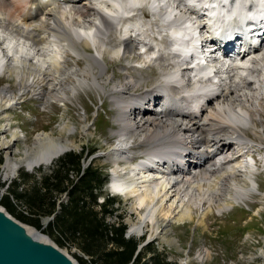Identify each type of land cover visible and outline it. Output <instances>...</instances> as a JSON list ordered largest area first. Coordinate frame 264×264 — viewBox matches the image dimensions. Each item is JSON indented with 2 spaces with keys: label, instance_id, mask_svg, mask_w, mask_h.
<instances>
[{
  "label": "bare ground",
  "instance_id": "1",
  "mask_svg": "<svg viewBox=\"0 0 264 264\" xmlns=\"http://www.w3.org/2000/svg\"><path fill=\"white\" fill-rule=\"evenodd\" d=\"M149 14L152 21L145 22ZM263 33L264 0H0V73L19 88L16 94L12 85L0 87L8 175L49 166L77 147L63 137L71 130L62 126L58 137L38 134L14 157L25 138L13 129L8 110L36 82L44 105L68 103L80 85L103 92L112 85L119 128L107 153L114 164L111 188L146 210L131 232L152 231L156 239L195 210L203 219L246 204L259 193L251 149L264 145ZM250 41L262 45L253 50ZM105 57L125 61V70L136 67L132 60L157 67L160 77L139 92L148 80L115 81ZM135 155L147 160L133 165ZM0 212L8 213L2 206ZM41 241L56 247L51 239Z\"/></svg>",
  "mask_w": 264,
  "mask_h": 264
},
{
  "label": "rangeland",
  "instance_id": "2",
  "mask_svg": "<svg viewBox=\"0 0 264 264\" xmlns=\"http://www.w3.org/2000/svg\"><path fill=\"white\" fill-rule=\"evenodd\" d=\"M149 15L145 22L152 21L151 14ZM116 37L115 34H112L111 44L116 45L118 43ZM75 60L78 61L79 59ZM78 62L83 66V60ZM105 62L108 65V74L113 76L117 82H124L125 77L132 78L139 77V75L146 78L148 83H143L139 92L144 88L146 89V85L151 88L160 77V71L157 67L144 69L140 63L133 60L131 65L136 67L134 69L128 68L129 71L125 70L128 67L125 61L111 62L108 57H105ZM69 64L72 65L73 62L69 61ZM36 83V86L32 88L33 91L30 90L22 97V111L20 112L18 108L10 111L12 121L21 124V128L27 137L24 141L20 140L17 143L16 147L19 151L14 157L23 156L25 151L34 145L38 134L46 132L58 137L60 135L59 129L66 126V131L71 130V134L64 133L62 134L63 137L69 136L70 140L77 146L70 152L80 153L85 150L87 153L85 167L93 164L111 181V170H113L114 164L107 157V153L116 145L118 138L114 136V130L119 128L117 125L119 113L112 100V92H110L112 85L106 86V92L91 84L80 85L75 93L76 96L74 95L68 103L55 102L44 105L43 101L36 95L39 88L38 82ZM7 84L13 86L14 93L19 92L15 79L5 77L0 73V87ZM43 90L48 91L46 86L43 87ZM2 126L3 123L0 121V128ZM84 126H88L87 133L83 130ZM9 137L8 135L7 139ZM252 138L254 142L260 143L257 138ZM1 143L2 134L0 133V155L4 161L0 171V184H8L18 177L21 171L29 170L24 166L14 175H8L6 152L10 150L2 149ZM251 152L254 158L257 157L256 159H258L256 161L255 178L259 184V193H252L250 201L246 204H240L239 207L236 206L232 211L224 212L221 216H218L213 210L201 219L195 210L192 219L173 223L164 236L158 237L149 243L153 245L152 248L156 252L162 254L172 264H264V255H259L264 254V213H262V211L264 212V200H262L264 199V171L262 172L264 170V145L262 149L252 148ZM144 160H147L146 156L135 155L133 165ZM53 163L29 171V173H36L39 169L48 171ZM122 165H125V163H122ZM102 194V197L109 195L117 201L115 215L109 217V222L113 224L124 222L129 230L127 231V238H136L142 240V242L148 237L150 238L152 231H145L143 236L131 232L133 225L137 224L140 216L145 214V208H141L132 198L126 199L117 195L107 185L104 187ZM66 200L65 198L64 201ZM101 202L102 200H100ZM33 228L47 235L45 231L36 227ZM128 233L131 234L128 235ZM49 238L77 262H79V258L87 259L78 248L74 246L61 247L52 237L49 236ZM154 253V251L148 250L144 256L145 260H152ZM256 257H260V260Z\"/></svg>",
  "mask_w": 264,
  "mask_h": 264
},
{
  "label": "trees",
  "instance_id": "3",
  "mask_svg": "<svg viewBox=\"0 0 264 264\" xmlns=\"http://www.w3.org/2000/svg\"><path fill=\"white\" fill-rule=\"evenodd\" d=\"M86 155L85 150L66 153L49 174L37 170L40 180L21 171L19 179L0 184V205L22 223L45 231L59 246L81 250L87 259L79 258L80 264H172L150 244L137 253L142 240L127 238L124 222H109L117 201L102 197L109 179L93 164L85 167ZM3 163L0 155V171ZM41 217L49 218L47 226ZM148 250L155 252L152 260L144 258Z\"/></svg>",
  "mask_w": 264,
  "mask_h": 264
},
{
  "label": "water",
  "instance_id": "4",
  "mask_svg": "<svg viewBox=\"0 0 264 264\" xmlns=\"http://www.w3.org/2000/svg\"><path fill=\"white\" fill-rule=\"evenodd\" d=\"M21 224L23 223L12 215L0 212V264H73L70 256L57 245L50 247L41 241L43 238L50 239L49 236L31 226L29 228H32L35 234L29 236ZM152 240L154 239L148 237L143 241L137 253Z\"/></svg>",
  "mask_w": 264,
  "mask_h": 264
},
{
  "label": "crops",
  "instance_id": "5",
  "mask_svg": "<svg viewBox=\"0 0 264 264\" xmlns=\"http://www.w3.org/2000/svg\"><path fill=\"white\" fill-rule=\"evenodd\" d=\"M25 172H28L29 173V171H25ZM43 173L45 174V175H47V174H49V171H43ZM29 174H36V173H29ZM37 175V177H38V179L40 180V177L42 176V174L41 173H37L36 174ZM19 176H20V173H19V175H18V177H16L14 180H16V179H19ZM1 206V205H0ZM3 207V206H2ZM49 218L48 217H41V224L43 225V226H47L48 224H49Z\"/></svg>",
  "mask_w": 264,
  "mask_h": 264
}]
</instances>
